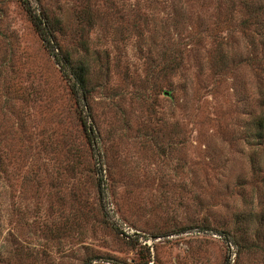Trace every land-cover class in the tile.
Masks as SVG:
<instances>
[{
  "label": "rangeland",
  "instance_id": "374dc122",
  "mask_svg": "<svg viewBox=\"0 0 264 264\" xmlns=\"http://www.w3.org/2000/svg\"><path fill=\"white\" fill-rule=\"evenodd\" d=\"M28 1L87 80L0 0V264H264V0Z\"/></svg>",
  "mask_w": 264,
  "mask_h": 264
},
{
  "label": "trees",
  "instance_id": "16d2710c",
  "mask_svg": "<svg viewBox=\"0 0 264 264\" xmlns=\"http://www.w3.org/2000/svg\"><path fill=\"white\" fill-rule=\"evenodd\" d=\"M26 8L28 15L30 16L41 40L43 41L44 47L52 55L61 67L63 74L69 84L70 90L79 94L84 90L86 79V68L85 65H82L80 62H75L68 54H61L60 52H56L55 49L57 47V43L54 41V33L51 27H48L44 24L42 17L35 9L31 7L28 0H21ZM83 98V97H82ZM85 101V98H83ZM257 130L254 135L259 138L263 137L264 133V116L259 115L253 121Z\"/></svg>",
  "mask_w": 264,
  "mask_h": 264
}]
</instances>
